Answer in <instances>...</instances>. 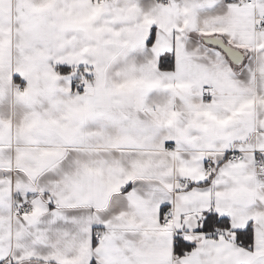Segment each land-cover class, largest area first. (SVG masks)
Masks as SVG:
<instances>
[{
    "label": "snow or ice",
    "instance_id": "6c2138e0",
    "mask_svg": "<svg viewBox=\"0 0 264 264\" xmlns=\"http://www.w3.org/2000/svg\"><path fill=\"white\" fill-rule=\"evenodd\" d=\"M0 264H264V0H0Z\"/></svg>",
    "mask_w": 264,
    "mask_h": 264
}]
</instances>
